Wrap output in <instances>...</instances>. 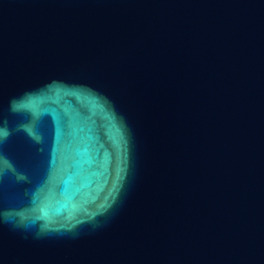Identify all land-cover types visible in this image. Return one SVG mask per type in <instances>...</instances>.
<instances>
[{
    "label": "water",
    "instance_id": "1",
    "mask_svg": "<svg viewBox=\"0 0 264 264\" xmlns=\"http://www.w3.org/2000/svg\"><path fill=\"white\" fill-rule=\"evenodd\" d=\"M0 264H264V0H0Z\"/></svg>",
    "mask_w": 264,
    "mask_h": 264
}]
</instances>
